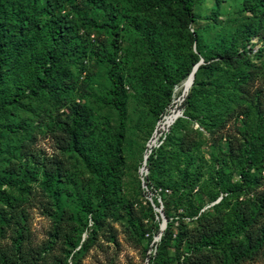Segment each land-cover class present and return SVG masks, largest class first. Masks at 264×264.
Returning <instances> with one entry per match:
<instances>
[{
  "label": "rangeland",
  "instance_id": "rangeland-1",
  "mask_svg": "<svg viewBox=\"0 0 264 264\" xmlns=\"http://www.w3.org/2000/svg\"><path fill=\"white\" fill-rule=\"evenodd\" d=\"M244 1L196 0L194 13L197 20L188 26L189 32L194 29L197 32L199 52L194 43L191 48L198 52L202 63L205 57H212L232 44H236L237 52L242 46L251 48L236 69L213 58L205 68L198 70L196 78L201 84L198 95L203 93L213 100L224 91L231 94L238 87H245L246 92L241 96L235 92L239 97L235 103L227 109L220 108L221 123L227 121L221 134L210 136L197 122L188 126L198 129L201 135L189 136L192 137L189 140L192 149L181 158L173 156L167 166L168 177L173 179L177 176L176 170L187 164L188 169L196 168L203 188L199 193L200 197L203 195L200 212L223 197L230 203V212L239 204L264 197V169L250 171L247 194L220 193L215 201L210 202L205 197L208 189L218 190L217 177L223 187L237 186L243 181L238 174L242 159L238 142L249 129L264 133V112L262 117L259 114V110H264V17L261 10L251 13L243 9ZM74 2V6L65 7L62 13L69 14L79 35L85 32L86 44L81 48L86 54L70 58V61L66 56L61 58L55 76L57 84L60 78L64 81L65 93L59 97L45 91L29 95L0 117V122L26 125V131L19 130L20 136L6 135L3 141L10 150H16V165L25 168L27 164L31 170L43 169L38 164L32 166L30 160L21 159L18 150L25 148L26 152L37 156L36 163H42V166L43 163H53L52 167L59 168L61 173L55 183L60 193L56 194L53 190L46 192L41 182L33 180L29 181L28 193L18 188L1 187L4 193L17 198V206L6 216H0L4 222L9 219V226L0 234V264H54L59 259L65 264H152L167 224L173 225L175 234L182 212L172 205L169 190L163 189L162 193L163 185L161 188L156 185L155 190L145 185L147 159L152 149L161 143L159 138H163L173 124H166L167 116L177 113L182 116V103L192 85L186 90L187 77L173 87L164 113L157 120L150 110L155 104L153 95L155 91L167 88L162 78L151 74L148 65L151 50L146 39L153 40L158 54L164 55L172 66L181 51L183 57L190 58V44H184L182 49L174 47L177 36L173 35L168 19L172 10L158 8L155 0H105L103 11L80 0ZM105 11L114 13L112 21ZM78 15L96 20L97 26L81 25ZM111 26L118 33L117 37ZM251 31L245 41L244 37ZM114 37L117 39L115 62L118 73L123 75L125 95L124 137L119 152L122 160L118 177L112 183L113 193L105 201L107 207L110 204L109 210L95 230L91 214L83 212L79 202H88L95 209L100 199L97 178L92 168L85 166L79 152L70 146L67 131L73 113L78 112L84 119L80 146L96 164L102 156L103 161L106 159L105 144L111 142L114 145L118 113L106 104L107 90L111 85L108 78L111 64L106 55L113 51ZM36 50L43 54L44 46L38 44ZM97 52L100 53L98 57ZM213 62L217 66L210 68ZM23 77V74L15 77L16 82H9L4 87L8 97L15 92L29 93L31 76ZM231 87H234L232 91ZM230 144L234 145V152L229 150ZM9 159L12 158L1 156L0 176ZM190 161L194 163L189 165ZM143 168L146 175L142 177ZM194 198L197 199L198 195L195 194ZM148 204L153 208V215L147 210ZM166 209L170 218H166ZM140 222L145 232L138 227ZM153 223H157L158 228H150ZM258 225L264 226V217ZM83 243H86L85 247L81 246ZM167 254L172 255V250ZM241 264H264V257L255 256Z\"/></svg>",
  "mask_w": 264,
  "mask_h": 264
},
{
  "label": "trees",
  "instance_id": "trees-1",
  "mask_svg": "<svg viewBox=\"0 0 264 264\" xmlns=\"http://www.w3.org/2000/svg\"><path fill=\"white\" fill-rule=\"evenodd\" d=\"M75 0H0V117L10 110L11 106L17 105L21 99L29 95H37L38 92L52 93L53 96H62L65 93L66 85L63 80L57 84V76L55 71L61 65V58L66 56L68 61L70 58H77L79 55L85 56L86 52L82 51V45L86 44V34L79 35L77 26L71 20L68 13H62L65 7L75 5ZM93 9L104 10L105 0H80ZM158 8L165 7L172 10L168 19L170 29L173 35L177 36L174 47L182 49L184 44H190L188 53L190 58L183 57L181 54L175 59V66L169 65L164 55L158 54V47L153 40L146 39L150 46L149 52V69L151 74L162 78V82L166 85V89L154 92V105L150 107L151 113L158 120L164 113L165 105L169 101L171 90L177 86L183 79H186L194 65L199 62L198 36L194 29L189 32L188 26L197 20L194 13L196 0H155ZM243 9L254 13L261 10L264 17V0H245ZM109 17L115 16L114 13L105 11ZM81 25L97 26V21L88 18L86 15H78ZM110 21V22H111ZM106 25V24H105ZM108 25V24H107ZM114 36H118L115 28L111 26ZM246 35L245 41L250 37ZM117 39L112 40L113 51L106 55L107 62L111 64L109 72L110 87L107 90L106 104L115 108L118 113L119 125L118 131L114 133V145L111 142L105 144L106 159L103 156L99 162H93L92 157L84 152L80 144L82 141L80 131L84 123V119L80 117L78 112H74L71 117L70 128L67 131L70 146L79 152L85 166L91 167L92 173L96 176L100 199L96 203L95 209L91 208L88 202H79L80 209L83 212L90 213L92 222L96 227L101 223V219L109 210V206L105 201L111 197L112 183L118 177L119 164L122 160L119 154L123 143L124 128V90L123 75L118 73L117 64L115 62ZM195 45L198 52H194L191 44ZM38 44L44 46V53L40 54L36 50ZM236 44H232L230 48H226L221 52H216L212 57H205L204 63H201L195 71L192 87L187 94L186 99L182 103L184 111L181 117L177 118L171 128L160 137L157 147H154L147 159L148 175L145 177V185L155 190L156 185L167 189L171 192V202L175 210H181V220L178 222L176 233H173V225L167 224L162 233L160 241L153 258L152 264H241L255 256L264 257V226H259L258 222L264 217V197L256 200L247 201L239 204L237 208L229 211V202L223 197L217 203L209 207L207 210L200 212L203 205V195L199 193L202 186L199 184L200 177L194 169H188L184 166L177 169L175 179L168 177L167 166H170L173 156L182 157L188 154L192 149L189 136H199L201 133L198 129L191 127L192 123L197 122L199 127L205 129L209 135L221 134L222 129L226 126L227 121L221 123L220 108H229L235 99L241 94L245 95V87L240 88L231 94L224 91L221 96L211 99L209 95H198V88L201 85L196 76L198 70L203 69L213 58L222 60L226 67L236 69L243 57L251 51V48L242 46L237 52ZM232 48V49H231ZM98 57L99 52L95 53ZM238 60V61H237ZM212 63L211 67L217 66ZM24 75L31 76V89L29 93L11 94L6 92L5 88L9 82H16L15 77ZM243 76V74H240ZM228 88V87H224ZM234 88V87H233ZM231 87L230 91L233 90ZM217 91V90H216ZM237 92L239 95H235ZM7 96V97H6ZM203 100V101H201ZM237 103V102H236ZM206 108V109H203ZM264 110H259L260 117ZM245 114V113H244ZM209 127V129H208ZM26 131V125L20 126L8 122H0V160L9 159V163L0 176V216L7 214L9 210L17 206V198L11 194L4 193L2 186L7 188L22 189L28 193L29 181L41 182L42 188L46 192L60 193L56 188L61 173L59 168H53V163H36L37 156L32 152H26L25 148L19 149L18 154L24 161L30 160L31 164L41 166V170H31L25 166L16 165V150H10L5 142L6 135L18 137L19 130ZM250 130V129H249ZM247 131L241 142H238L239 150L242 154L239 166V176L243 181L237 186L223 187V182L217 177V189L210 188L206 191L207 200L215 201L219 194L222 193H248L250 185L248 177L251 170L264 169V133ZM20 136V135H19ZM230 142V139H229ZM229 150H235L234 145L230 144ZM193 164L194 161H190ZM58 166V165H56ZM55 166V167H56ZM39 168V167H38ZM102 172V173H101ZM40 175L41 177H38ZM165 181V182H163ZM243 183V184H242ZM151 189V190H152ZM150 190V191H151ZM197 194L198 198H194ZM155 202V201H154ZM167 206V204H166ZM168 208V207H167ZM228 208V211L226 209ZM147 210L153 215V208L150 204ZM167 210L164 211L166 218ZM227 212V213H226ZM130 214V211L128 212ZM4 219H6L4 217ZM188 219V220H185ZM135 227L136 225L133 224ZM9 226V219L5 222L0 219V234ZM150 228H158L157 223H153ZM138 227L145 232L142 223ZM91 231V233L94 231ZM86 246V243L81 245ZM168 250H172V255L167 254ZM222 258V259H221ZM220 262V263H218ZM222 262V263H221ZM54 264H65L62 260H57Z\"/></svg>",
  "mask_w": 264,
  "mask_h": 264
},
{
  "label": "bare ground",
  "instance_id": "bare-ground-1",
  "mask_svg": "<svg viewBox=\"0 0 264 264\" xmlns=\"http://www.w3.org/2000/svg\"><path fill=\"white\" fill-rule=\"evenodd\" d=\"M190 81H191V76L189 74V76L187 78V81H186V83L188 85V88H186V90H188L190 88V86H189ZM177 117H179V116H177ZM177 117H176V114H170V115H168L167 118H166V124L167 125H170V124L174 123V121L177 119Z\"/></svg>",
  "mask_w": 264,
  "mask_h": 264
},
{
  "label": "water",
  "instance_id": "water-1",
  "mask_svg": "<svg viewBox=\"0 0 264 264\" xmlns=\"http://www.w3.org/2000/svg\"><path fill=\"white\" fill-rule=\"evenodd\" d=\"M201 63H202V60H199V62H198L196 65H194V67L192 68V70H191V72H190L191 81H190L189 86L192 85L193 78H194V73H195V71L197 70L198 66H199ZM177 116L180 117L181 114H180V113H177V114H176V117H177ZM146 158H147V156L144 157V162H145V159H146Z\"/></svg>",
  "mask_w": 264,
  "mask_h": 264
},
{
  "label": "built area",
  "instance_id": "built-area-1",
  "mask_svg": "<svg viewBox=\"0 0 264 264\" xmlns=\"http://www.w3.org/2000/svg\"><path fill=\"white\" fill-rule=\"evenodd\" d=\"M146 175V170L143 168L142 171H141V176H145Z\"/></svg>",
  "mask_w": 264,
  "mask_h": 264
}]
</instances>
